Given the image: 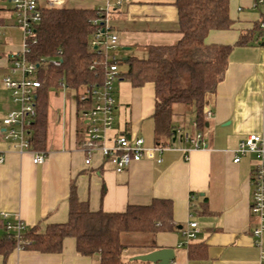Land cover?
<instances>
[{
	"label": "crops",
	"instance_id": "0c3cea01",
	"mask_svg": "<svg viewBox=\"0 0 264 264\" xmlns=\"http://www.w3.org/2000/svg\"><path fill=\"white\" fill-rule=\"evenodd\" d=\"M7 1L9 6L0 4L1 30L6 26V12L14 15L12 0ZM62 1L63 7L83 10L106 9L109 5L112 8L109 24L118 37V57L124 55L120 59L125 62L129 57L145 58L149 47L172 46L182 39L175 0H128L120 7H114L116 0ZM230 14L235 21L232 28L211 32L206 40L208 45L234 46L241 33L253 29L261 17L254 0H231ZM3 35L2 84L10 73V54L20 51L9 45L7 34ZM121 67L122 73L128 71L127 65L124 70ZM118 82L122 83L114 89L113 134L142 137L146 148H155L154 85L136 88L126 79ZM207 107L213 112L204 132L208 148H191L184 135L192 136L196 132L195 108L176 104L172 117L176 140L173 136L170 147L120 173L100 155L89 166L85 164L79 150L83 125L74 91L61 88L50 92L47 143L44 150H38L46 154L41 165H35L30 153L20 152L14 142L4 137L3 119L20 107L0 108V154L5 158L0 164V220L5 225L16 226L20 222L27 229L42 230L48 224L65 223L69 218L72 189L93 212L122 213L129 206H148L155 199L169 200L173 205L175 230L138 234L144 240L134 246L125 242L129 236L125 235L123 242L128 245L123 255L125 264H153L133 258L160 249L174 250L171 264H260L261 247L253 236L258 219L251 212V177L257 160L254 155L242 157L238 164L233 160L234 151L248 136L264 135L262 47L255 42L234 46L224 77L216 93L209 97ZM192 222L197 223L199 230L191 243L199 249L196 257H191L183 235ZM3 233L0 228V235ZM260 240L264 248V235ZM0 264H100V259L98 255H79L75 239L67 238L61 253L16 249L6 262L0 256Z\"/></svg>",
	"mask_w": 264,
	"mask_h": 264
},
{
	"label": "trees",
	"instance_id": "16d2710c",
	"mask_svg": "<svg viewBox=\"0 0 264 264\" xmlns=\"http://www.w3.org/2000/svg\"><path fill=\"white\" fill-rule=\"evenodd\" d=\"M174 5L178 9L182 39L172 46L147 48L145 58L129 57L126 62L122 59L119 62L120 66H128L126 73L121 72V78L134 87L154 85V137L156 145L164 147L172 144L173 106L176 104L195 108L197 130L206 131L208 121L204 109L224 77L232 49L235 45L254 43L260 34L257 23L253 29L243 31L234 46L208 45L206 40L211 32L229 30L234 25L231 0H175ZM104 18V13L98 10L42 9L41 21L29 43L28 56L39 66L41 83L35 91V116L30 126L29 142L33 149L46 147L51 89L74 91L79 115L84 108L90 107V101L83 97L92 86L101 85L105 76L101 58L90 46L100 27L94 21ZM54 60L61 61L60 65L55 66ZM84 132L83 127L81 143ZM0 228L4 230L0 235V256L5 262L18 247L41 253H61L65 239L73 238L79 255H98L100 264H125L123 255L128 248L123 242L125 235L175 230L173 205L169 200L155 199L148 206H129L122 213L93 212L87 202L79 200L75 189L70 194L69 218L65 223L48 224L44 230L25 228L20 240L15 232L7 230L3 220H0ZM188 246L191 257H196L199 249L191 243Z\"/></svg>",
	"mask_w": 264,
	"mask_h": 264
},
{
	"label": "built area",
	"instance_id": "2783aa9c",
	"mask_svg": "<svg viewBox=\"0 0 264 264\" xmlns=\"http://www.w3.org/2000/svg\"><path fill=\"white\" fill-rule=\"evenodd\" d=\"M126 1L128 0H116L114 7H120ZM12 4L17 23L24 33V45L21 51L10 54V73L3 79V84L11 92L13 101L20 107L19 110L10 112L3 119L4 137L14 142L20 152L30 153L35 165H41L46 161V154L33 149L28 136L35 116V91L41 85L38 80L39 66L28 58L29 43L33 40L35 28L41 21L43 5H46V8L63 7L64 2L62 0H12ZM254 7L259 9L261 15L258 21L260 34L255 43L264 49V0H254ZM98 11L104 13L105 18L94 21V24H100V27L98 26L94 33L90 46L99 54L105 76L101 85L92 86L83 97L90 101V107L84 108L79 115L85 128L84 140L79 150L83 153L87 166L92 163L96 155H100L104 161L113 166L115 172L120 173L132 164L144 158H152L155 152H162L170 146H156L149 149L145 147L142 137H134L127 133L113 134L116 116L114 85L121 79L119 65L121 59L117 53L118 37L112 32L109 24L112 8L108 5L106 9L102 8ZM2 36L0 29V46ZM60 62L54 60L53 64L58 66ZM204 116L207 121L213 117L212 110L207 106L204 109ZM193 127L196 132L192 136L184 135L186 141L191 143V148H208L204 142V133L197 130L196 121ZM247 155H254L257 160V166L251 177L253 183L251 212L258 219L253 236L258 239L257 244L261 247L260 264H264V248L260 240L264 235V135L253 134L242 141L234 151L233 163L238 164L241 158ZM4 160V155L0 154V164L4 163ZM3 218H6L5 214ZM6 228L8 231L13 229L18 240L21 239V234L25 230V226L20 222L16 226L7 223ZM198 233L197 223H190L183 230L185 244L192 243Z\"/></svg>",
	"mask_w": 264,
	"mask_h": 264
},
{
	"label": "rangeland",
	"instance_id": "374dc122",
	"mask_svg": "<svg viewBox=\"0 0 264 264\" xmlns=\"http://www.w3.org/2000/svg\"><path fill=\"white\" fill-rule=\"evenodd\" d=\"M0 4H2V5L4 4L6 6H9V3H8L7 0L4 1V2H0ZM6 13H7L6 26L4 28H2L1 31L4 34H7V37L11 41V43L9 45L13 46L12 48L14 50H16V51L20 50L21 51V49H22V47L24 45V33H23L22 29L19 27V25L17 23L16 15L14 14V15L11 16L9 12H6ZM3 36H4L3 38H5V35H3ZM120 58H124V55H121ZM121 69L124 70L125 69V65H123L121 67ZM121 83L122 82H116L115 85H114V89L117 88ZM52 91H55V89H51L50 92H52ZM0 98L2 99L1 103H0V108L1 109H5V108L7 109L8 108V110H10V108H13L14 110H16L17 107H19V105L15 104L13 102V98H12L11 92L8 91L5 88V86L2 84L1 78H0ZM127 237L128 238H125V242H127V244H130L132 246L137 245V244H141V242L144 240L143 236L142 235H138V234H130Z\"/></svg>",
	"mask_w": 264,
	"mask_h": 264
},
{
	"label": "water",
	"instance_id": "95a60500",
	"mask_svg": "<svg viewBox=\"0 0 264 264\" xmlns=\"http://www.w3.org/2000/svg\"><path fill=\"white\" fill-rule=\"evenodd\" d=\"M127 60V59H124ZM176 140V130L173 132ZM134 261L150 262L153 264H170L174 260L173 249H160L145 255H139L133 258Z\"/></svg>",
	"mask_w": 264,
	"mask_h": 264
}]
</instances>
